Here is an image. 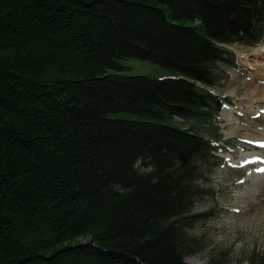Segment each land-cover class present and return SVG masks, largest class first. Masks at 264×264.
I'll return each instance as SVG.
<instances>
[{"label": "trees", "instance_id": "trees-1", "mask_svg": "<svg viewBox=\"0 0 264 264\" xmlns=\"http://www.w3.org/2000/svg\"><path fill=\"white\" fill-rule=\"evenodd\" d=\"M262 41L264 0H0V264H191L195 123L222 138L227 46Z\"/></svg>", "mask_w": 264, "mask_h": 264}, {"label": "rangeland", "instance_id": "rangeland-1", "mask_svg": "<svg viewBox=\"0 0 264 264\" xmlns=\"http://www.w3.org/2000/svg\"><path fill=\"white\" fill-rule=\"evenodd\" d=\"M227 47L234 53L231 58L234 65L224 67L227 78L222 87L216 89L228 101L215 121L221 126L222 138L213 133L214 121L211 124L195 123L201 133L218 142L217 156L222 160H218L209 180H201L209 192L197 202L195 212L211 209L213 214L195 222L189 229L203 243L200 250L186 257L191 264H214L217 260L221 264H254L264 259V217H256L263 211L264 197H258L257 187L249 186V178L258 168L253 166L255 156L251 157V162L242 160L243 154L250 150L258 152L261 148L249 134L264 128V109L258 105L249 107L248 96L254 91V84H264V41L256 46L233 44ZM124 63L127 73H165V68L146 59L130 57ZM231 106L236 116L234 120L239 123L235 130L232 127L236 125H232L225 114ZM252 110L253 114L250 113ZM175 122L184 126L192 124L180 118ZM252 189L256 195L253 193L255 196L250 198L247 191Z\"/></svg>", "mask_w": 264, "mask_h": 264}, {"label": "bare ground", "instance_id": "bare-ground-1", "mask_svg": "<svg viewBox=\"0 0 264 264\" xmlns=\"http://www.w3.org/2000/svg\"><path fill=\"white\" fill-rule=\"evenodd\" d=\"M261 79H262V77H261ZM253 87H254V91H252L251 94H249V96H248L250 99L249 107H252L254 105H258L259 108H261V110H262V109H264V84H254ZM244 104L246 105V103H244ZM233 110H234L233 106H231L225 110V114H226L227 118L230 121H232V125H236L235 127H232L233 130H235L236 128L239 127V123L234 120L236 116L233 113L234 112ZM250 113L253 114L254 111L252 110V111H250ZM258 130H259L258 132L257 131L256 132L255 131L250 132L249 136L252 139H254L256 141V143L261 147V148L259 147L260 151L252 152V150H250V152L242 155V160H244V163H245V161L251 162L252 161L251 157L255 156L256 164H253V166H256L258 169H264V146H261L262 144H264V128H260ZM256 183H258V184H256ZM262 183H264V172L257 171V169H256V171H254L252 176L249 178V186H254V187L258 188V190H259V196L258 197H261V196L264 197V185H262ZM253 191H254L253 189L247 191V193H249V195H250V198H253L256 195L255 194L256 192L254 193ZM253 193L255 194L254 196H253ZM253 207H255V205H253ZM262 208H263V211L261 212V214L257 213V215H256L257 219L264 217V204L262 205ZM196 262H198V261H196Z\"/></svg>", "mask_w": 264, "mask_h": 264}, {"label": "snow or ice", "instance_id": "snow-or-ice-1", "mask_svg": "<svg viewBox=\"0 0 264 264\" xmlns=\"http://www.w3.org/2000/svg\"><path fill=\"white\" fill-rule=\"evenodd\" d=\"M261 146H264V144H262ZM257 171L264 172V169H257Z\"/></svg>", "mask_w": 264, "mask_h": 264}]
</instances>
